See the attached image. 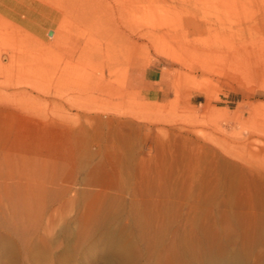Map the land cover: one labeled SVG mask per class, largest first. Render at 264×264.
<instances>
[{
	"label": "rangeland",
	"instance_id": "374dc122",
	"mask_svg": "<svg viewBox=\"0 0 264 264\" xmlns=\"http://www.w3.org/2000/svg\"><path fill=\"white\" fill-rule=\"evenodd\" d=\"M0 194L14 264H264V0H0Z\"/></svg>",
	"mask_w": 264,
	"mask_h": 264
},
{
	"label": "bare ground",
	"instance_id": "6f19581e",
	"mask_svg": "<svg viewBox=\"0 0 264 264\" xmlns=\"http://www.w3.org/2000/svg\"><path fill=\"white\" fill-rule=\"evenodd\" d=\"M65 27H67V26H65ZM150 36L151 35H149V37ZM156 37H158V36H156ZM152 39H154V38H152ZM163 40H165V39H163ZM159 41H161V40H159ZM162 43L163 42H161V45H162ZM157 46H158V44H157ZM160 49H161V47H160ZM166 49H168V48H166ZM161 52L164 55H166V57L168 56V57H171L172 59L175 57L170 51H166L165 49L161 50ZM88 136H91V135H88ZM98 150L100 151V148H98ZM116 158H117V156H116ZM98 167L100 168V165ZM112 169H113V167H112ZM92 170H95V169H92ZM88 181L92 182V183H101V184L108 183V184H111V177H109V175L106 172L101 173V171H100L99 173L98 172L91 173V175L88 178ZM2 189H1V191H2ZM2 192H4V191H2ZM11 192H13V191H11ZM14 194L17 195L18 192L14 193ZM10 195H12V194H10ZM10 197H12V196H10ZM13 198H15V196H13ZM17 199H18V197H17ZM18 201H19V199H18ZM35 207L36 206L31 204V202L30 203H22V202L14 203V202H6V200H5V202H0V240H6L5 241V247H6L5 256L8 257L7 264H14L15 263L17 255L20 252V250H22L25 253L26 258H31L33 256L32 252L34 251V249L32 251V247L34 245L32 244V241H30L28 239L30 237L26 238L27 240H25V237L27 235H30V232L37 225V224H35V222H36L35 214L37 215L38 208L36 209ZM40 208L41 207H39V209ZM96 210H98V209H95V211ZM107 233L109 234V236L112 237V234H111V233H113L112 231L108 230ZM111 239L113 240V237ZM120 241L121 242L119 244V247L120 248H126L128 243L125 242L124 240L123 241L120 240ZM183 245L187 246V244H183ZM183 245L181 246V248L184 249L185 246H183ZM205 254H207L205 256H207V259H208L207 261H209L208 263H210L211 260L213 261L215 258V255H216L212 251H209L208 253H205ZM221 257H222L221 259L224 260L226 262V264H243L244 263L243 258L239 254L228 255L226 253H223L221 255ZM180 259L184 262V264H189L190 260H191L188 255H184ZM208 263H203V264H208Z\"/></svg>",
	"mask_w": 264,
	"mask_h": 264
},
{
	"label": "crops",
	"instance_id": "0c3cea01",
	"mask_svg": "<svg viewBox=\"0 0 264 264\" xmlns=\"http://www.w3.org/2000/svg\"><path fill=\"white\" fill-rule=\"evenodd\" d=\"M153 72H154V74H153ZM145 81L152 84L150 89L152 90L151 92L155 98H157L159 95H165L166 94V88L163 86L164 80H162L160 72L156 73V71L147 70L145 72ZM153 84H158V87L153 85Z\"/></svg>",
	"mask_w": 264,
	"mask_h": 264
},
{
	"label": "water",
	"instance_id": "95a60500",
	"mask_svg": "<svg viewBox=\"0 0 264 264\" xmlns=\"http://www.w3.org/2000/svg\"><path fill=\"white\" fill-rule=\"evenodd\" d=\"M52 34V31H48V35H51Z\"/></svg>",
	"mask_w": 264,
	"mask_h": 264
}]
</instances>
